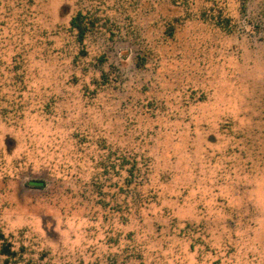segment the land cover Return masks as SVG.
<instances>
[{
  "label": "rangeland",
  "instance_id": "1",
  "mask_svg": "<svg viewBox=\"0 0 264 264\" xmlns=\"http://www.w3.org/2000/svg\"><path fill=\"white\" fill-rule=\"evenodd\" d=\"M0 234V264H264V0H0Z\"/></svg>",
  "mask_w": 264,
  "mask_h": 264
},
{
  "label": "trees",
  "instance_id": "2",
  "mask_svg": "<svg viewBox=\"0 0 264 264\" xmlns=\"http://www.w3.org/2000/svg\"><path fill=\"white\" fill-rule=\"evenodd\" d=\"M91 24H92L91 21H85V15H83L81 12H78L75 16L71 18L70 26L73 30H75L77 34V41H79L80 43L84 41L86 34L90 30ZM122 162L132 165L131 174H130L131 177L134 176L135 170L139 172V170H137L135 166V162H136L135 160H129L127 157L123 156ZM137 176H139V173L137 174ZM42 183H43L42 181L33 180L30 181L28 184L31 186L39 187L41 186L40 184ZM2 236L3 235L0 234V239L2 238ZM0 253L7 257L11 256L13 254V251H11L10 249V244L9 243L2 244L0 248Z\"/></svg>",
  "mask_w": 264,
  "mask_h": 264
}]
</instances>
